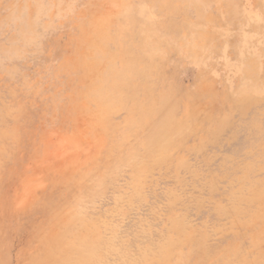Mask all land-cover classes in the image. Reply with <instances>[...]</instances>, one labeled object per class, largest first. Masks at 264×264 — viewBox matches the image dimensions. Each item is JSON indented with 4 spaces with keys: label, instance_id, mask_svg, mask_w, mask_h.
Returning <instances> with one entry per match:
<instances>
[{
    "label": "rangeland",
    "instance_id": "rangeland-1",
    "mask_svg": "<svg viewBox=\"0 0 264 264\" xmlns=\"http://www.w3.org/2000/svg\"><path fill=\"white\" fill-rule=\"evenodd\" d=\"M45 256L264 264V0H0V264Z\"/></svg>",
    "mask_w": 264,
    "mask_h": 264
},
{
    "label": "bare ground",
    "instance_id": "bare-ground-1",
    "mask_svg": "<svg viewBox=\"0 0 264 264\" xmlns=\"http://www.w3.org/2000/svg\"><path fill=\"white\" fill-rule=\"evenodd\" d=\"M58 241L59 240L56 239V237L54 236H47L46 241H45L46 254H50V256H53L57 248L59 251L62 249L61 244ZM46 259H47L46 256L43 258H39V259L37 258L32 262V264H49Z\"/></svg>",
    "mask_w": 264,
    "mask_h": 264
}]
</instances>
